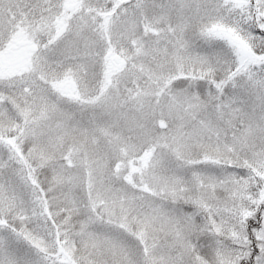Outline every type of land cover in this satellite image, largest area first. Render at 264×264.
<instances>
[{"label":"snow or ice","instance_id":"snow-or-ice-1","mask_svg":"<svg viewBox=\"0 0 264 264\" xmlns=\"http://www.w3.org/2000/svg\"><path fill=\"white\" fill-rule=\"evenodd\" d=\"M0 264H264V0H0Z\"/></svg>","mask_w":264,"mask_h":264}]
</instances>
